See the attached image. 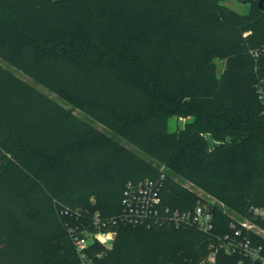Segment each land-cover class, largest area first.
I'll use <instances>...</instances> for the list:
<instances>
[{
  "label": "trees",
  "instance_id": "trees-1",
  "mask_svg": "<svg viewBox=\"0 0 264 264\" xmlns=\"http://www.w3.org/2000/svg\"><path fill=\"white\" fill-rule=\"evenodd\" d=\"M246 1L0 0V59L23 74L0 62V264H82L70 228L117 217L130 182H162L163 212L197 204L187 183L227 210L208 234L118 219L93 264H198L264 206V4ZM150 231L171 239L156 254Z\"/></svg>",
  "mask_w": 264,
  "mask_h": 264
},
{
  "label": "built area",
  "instance_id": "built-area-1",
  "mask_svg": "<svg viewBox=\"0 0 264 264\" xmlns=\"http://www.w3.org/2000/svg\"><path fill=\"white\" fill-rule=\"evenodd\" d=\"M261 93L264 99V87L261 88ZM162 187V182L153 179L130 182L124 191L122 212L117 217L104 218L96 212L91 217L94 229L85 227L78 233L70 228L81 263L93 264L91 247L94 243L99 242L107 248L113 247L118 219L134 225L167 223L186 226L208 234L214 230L216 211L227 210L221 200L199 196V201L191 208H167L163 212ZM65 212L68 210L65 209ZM231 218V231L220 236L217 243L211 244V251L202 262L217 264L218 252L223 249L227 255L239 259V264H264V227L259 224V220L264 219V206L251 205L247 215L233 212Z\"/></svg>",
  "mask_w": 264,
  "mask_h": 264
},
{
  "label": "rangeland",
  "instance_id": "rangeland-1",
  "mask_svg": "<svg viewBox=\"0 0 264 264\" xmlns=\"http://www.w3.org/2000/svg\"><path fill=\"white\" fill-rule=\"evenodd\" d=\"M223 3L228 5L230 8L236 10L237 12H240L242 14H249L252 10V3L250 1H246V0H223ZM254 9H257L256 4H254ZM0 62L10 68L11 70H13L14 72H16L19 75H23L16 67L10 65L9 63L3 61L2 59H0ZM223 67V63L219 62V70L221 71ZM29 79V78H28ZM38 87L46 90L44 87H42L41 85L37 84ZM51 96H53L54 98L67 103L69 105H71L70 102H68V100L66 99L65 96L63 95H59L53 92H49L48 90H46ZM77 111L79 112V110L77 109ZM80 115H82L83 117H85V115L83 113H79ZM186 120L183 118H179L177 116H173L172 118H170L169 123H168V128L170 131H177L179 128L184 127ZM103 130L107 133L110 132L109 129L102 127ZM211 140V138H209ZM124 141V140H122ZM127 145L130 148L135 149L134 145L132 144H128ZM188 187L190 190H192L194 193H196L198 196H206L209 199H213L215 200L216 197L211 194L209 191L205 190L204 188L195 186L193 184L187 183ZM94 198H92L93 200ZM100 211H102L103 213H107V214H111L112 213V206L110 205H104L102 208L99 209ZM98 211V212H100ZM120 214V213H118ZM147 226V225H145ZM148 227V226H147ZM147 237V244L148 246H156V248H149V250L151 249V251H153L152 254H156L157 251H161L164 248L167 247V245L170 242V238L168 237V234H166L163 231H150V233L146 234ZM211 250V249H210ZM156 251V252H154ZM210 253V252H209ZM203 261V260H202ZM200 261L198 264H208L206 262H202Z\"/></svg>",
  "mask_w": 264,
  "mask_h": 264
},
{
  "label": "water",
  "instance_id": "water-1",
  "mask_svg": "<svg viewBox=\"0 0 264 264\" xmlns=\"http://www.w3.org/2000/svg\"><path fill=\"white\" fill-rule=\"evenodd\" d=\"M263 4H264V0H259V6L261 9L263 8Z\"/></svg>",
  "mask_w": 264,
  "mask_h": 264
}]
</instances>
